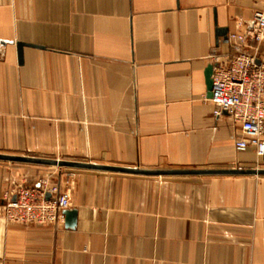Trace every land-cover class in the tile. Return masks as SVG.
Listing matches in <instances>:
<instances>
[{"label": "crops", "instance_id": "obj_1", "mask_svg": "<svg viewBox=\"0 0 264 264\" xmlns=\"http://www.w3.org/2000/svg\"><path fill=\"white\" fill-rule=\"evenodd\" d=\"M258 10L264 0H0V38L43 47L19 64L8 44L0 60V153L255 168V149L234 145L239 126L213 114L205 70L234 54L230 33ZM44 166L0 161V264H264V175ZM23 185L67 191L75 226L65 209L8 220Z\"/></svg>", "mask_w": 264, "mask_h": 264}, {"label": "built area", "instance_id": "obj_2", "mask_svg": "<svg viewBox=\"0 0 264 264\" xmlns=\"http://www.w3.org/2000/svg\"><path fill=\"white\" fill-rule=\"evenodd\" d=\"M249 29L229 35L234 54L225 62L216 60L212 74L213 114L226 113L239 126L241 136L234 139L237 150L255 149L257 164L264 168V10L255 11ZM50 198H46V194ZM16 199L5 204V216L15 222H52L57 211L69 206V195L57 185H23Z\"/></svg>", "mask_w": 264, "mask_h": 264}, {"label": "water", "instance_id": "obj_3", "mask_svg": "<svg viewBox=\"0 0 264 264\" xmlns=\"http://www.w3.org/2000/svg\"><path fill=\"white\" fill-rule=\"evenodd\" d=\"M227 32L228 29L226 27L216 28V33L218 36H224L225 38H227ZM8 44H15L19 64H22L23 62L24 47L32 46L37 48H43L41 46L32 45L21 41H14L10 39L0 38V60L4 59L6 54V47ZM215 65L216 63H211L207 66L205 70L207 92H208V96L210 97H212V84H213L212 74ZM0 161L37 164V165H45V166L69 167L76 169H88V170H96V171H107V172L128 173V174H138V175H186V174L264 175V168L212 169V170L210 169H146L139 167H125V166L98 164V163H92V162L80 161V160H65V159H55V158L38 157V156H28V155H13L6 153H0ZM47 196L49 195L47 194ZM15 199H16V195L13 196L12 200ZM63 213L65 215V226L68 228H73L76 222V210L65 209Z\"/></svg>", "mask_w": 264, "mask_h": 264}, {"label": "rangeland", "instance_id": "obj_4", "mask_svg": "<svg viewBox=\"0 0 264 264\" xmlns=\"http://www.w3.org/2000/svg\"><path fill=\"white\" fill-rule=\"evenodd\" d=\"M45 167V166H44ZM50 167V169H60V168H58L57 166H49ZM51 184V183H50ZM19 188V187H18ZM18 188H17V190H18ZM16 190V191H17ZM65 192H67V191H65Z\"/></svg>", "mask_w": 264, "mask_h": 264}]
</instances>
